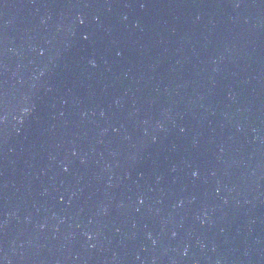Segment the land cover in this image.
Returning <instances> with one entry per match:
<instances>
[{"label":"water","instance_id":"95a60500","mask_svg":"<svg viewBox=\"0 0 264 264\" xmlns=\"http://www.w3.org/2000/svg\"><path fill=\"white\" fill-rule=\"evenodd\" d=\"M0 264H264V0H0Z\"/></svg>","mask_w":264,"mask_h":264}]
</instances>
